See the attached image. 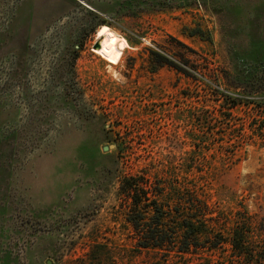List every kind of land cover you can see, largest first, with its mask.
Instances as JSON below:
<instances>
[{
  "label": "rangeland",
  "instance_id": "1",
  "mask_svg": "<svg viewBox=\"0 0 264 264\" xmlns=\"http://www.w3.org/2000/svg\"><path fill=\"white\" fill-rule=\"evenodd\" d=\"M128 179L206 196L178 264H264V0H0V264L151 263Z\"/></svg>",
  "mask_w": 264,
  "mask_h": 264
},
{
  "label": "trees",
  "instance_id": "2",
  "mask_svg": "<svg viewBox=\"0 0 264 264\" xmlns=\"http://www.w3.org/2000/svg\"><path fill=\"white\" fill-rule=\"evenodd\" d=\"M231 108H235L239 103L237 99H229ZM133 181V183H132ZM140 185L135 179H128L123 182L122 189L130 197V215L127 222L133 229L132 240L134 250L137 253L145 252L151 257L149 264H178L179 254L188 247L197 232L193 222L197 219L202 210L206 213L208 207L206 196L203 201L196 198L187 200L179 195V189H172L171 194L174 197H180L184 204H188L183 210L181 216L174 215L170 205L164 206L158 201L157 194L141 191L138 195ZM134 192V194H132ZM149 194V195H148ZM162 193H159L161 195ZM162 196V195H161ZM201 206V207H199ZM204 233L209 234L207 227ZM208 230V231H206ZM199 234V232H198ZM183 239V240H182ZM102 250V255H95L96 250ZM106 246H96L87 254L86 264H103L102 258L108 255Z\"/></svg>",
  "mask_w": 264,
  "mask_h": 264
},
{
  "label": "bare ground",
  "instance_id": "3",
  "mask_svg": "<svg viewBox=\"0 0 264 264\" xmlns=\"http://www.w3.org/2000/svg\"><path fill=\"white\" fill-rule=\"evenodd\" d=\"M114 33H111V32H106V33H103L101 34L97 39H98V42L100 43V48L97 49L94 53L95 54H103L104 53V49L107 48L109 45H111V43L113 42L114 40Z\"/></svg>",
  "mask_w": 264,
  "mask_h": 264
},
{
  "label": "water",
  "instance_id": "4",
  "mask_svg": "<svg viewBox=\"0 0 264 264\" xmlns=\"http://www.w3.org/2000/svg\"><path fill=\"white\" fill-rule=\"evenodd\" d=\"M99 48H100V43L97 42V43L95 44V46H94V49L97 50V49H99ZM113 148H114V146L103 147V148H102V151H103V152H107L109 149H113Z\"/></svg>",
  "mask_w": 264,
  "mask_h": 264
}]
</instances>
